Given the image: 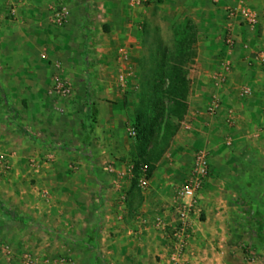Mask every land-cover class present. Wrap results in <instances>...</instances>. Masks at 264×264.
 Masks as SVG:
<instances>
[{
	"label": "rangeland",
	"instance_id": "rangeland-1",
	"mask_svg": "<svg viewBox=\"0 0 264 264\" xmlns=\"http://www.w3.org/2000/svg\"><path fill=\"white\" fill-rule=\"evenodd\" d=\"M241 1H113L116 9L118 5L129 12L126 18L136 30L141 50L135 62L132 60L135 54H131L133 44L112 49L117 33L112 31L113 24L109 22L112 19L117 23V16L110 18L105 12L89 16L87 80L79 79L76 70L68 76L66 66L50 59L47 52L40 56L37 49L14 44L15 66L7 70L0 81L8 86L2 94L0 92V160L9 167L0 174V264H21L26 253L38 258L39 264H165L167 256H158L162 247L154 241L157 232L162 234L152 226L153 216L149 212L161 206L162 213L171 210L177 192L192 177L202 152L209 156L208 181L214 169L222 180L214 185L210 199L205 196L210 204L199 203L192 214L193 235L195 238L196 235H218V231L224 229L225 235H239L235 242H223L229 255L239 254L247 263H253L246 259L244 252H232L234 246L245 244L256 253L254 263L264 262L261 231L264 224H254L251 211L241 206V201L237 207L233 192L224 187L231 182L227 175L233 168L228 158L230 152H246L249 148L259 154L264 152V134L256 136L254 147L249 146L250 143H242L241 148L233 145L246 142V136L254 130L247 127L249 120L241 109L243 101L251 100L254 94L243 98L240 91L252 85L248 80L238 86L230 83L219 88L212 78L221 69L224 59L242 54V47L246 56L264 52L263 41H254L264 40L262 26L258 30L237 26L241 42L234 48L227 45L228 12ZM245 1L258 8L251 5L263 21L264 0ZM84 2L99 10L107 1L76 0L72 7L82 6ZM63 6L72 10L71 5L63 1L51 8L49 20L64 31L69 21L64 26L54 22L55 12ZM23 59H29L30 66L25 65ZM50 60L54 63L47 67ZM170 64L179 69L181 66L182 75L188 80V114L169 147L161 149L167 101L156 100L154 134L143 151L136 129L144 93L143 78L144 75L156 77L160 71L163 79L157 83L162 90L166 89ZM50 66L55 72H50ZM257 66V71L264 73V66ZM27 76L30 81L25 86ZM57 79L71 87L69 97L53 93ZM102 88L115 89V94L102 95ZM257 92V97L264 99V90L259 88ZM217 96L220 108L213 114L211 107ZM91 107L96 110L95 122L89 115ZM254 113V119L264 117V101ZM238 117L239 122L232 120ZM133 131L135 136L131 135ZM55 151L70 154L64 162L63 170L68 176L62 179V185L67 182L63 187H59L53 175L38 174V170L50 169L51 173L57 167L58 163L48 161V156ZM146 163L154 167V171L149 177L148 189L142 190L139 180L148 175ZM73 164H77L78 169H72ZM109 166L123 177L117 179L116 175L108 174L105 169ZM138 166H143L142 170L137 171ZM90 170L94 171L93 175H89ZM159 197L165 204H157ZM165 201H171L170 209L164 207L168 203ZM94 202L101 203L105 209L101 214L99 210V222L90 226L97 220L93 215ZM59 204L65 209L60 210ZM221 212L224 217L218 224L217 215ZM141 215L147 216L148 223H140V229L146 234L135 236ZM232 223L236 231L231 229ZM89 227L93 228L87 230ZM5 248H9L12 257L6 250L2 251Z\"/></svg>",
	"mask_w": 264,
	"mask_h": 264
},
{
	"label": "crops",
	"instance_id": "crops-1",
	"mask_svg": "<svg viewBox=\"0 0 264 264\" xmlns=\"http://www.w3.org/2000/svg\"><path fill=\"white\" fill-rule=\"evenodd\" d=\"M63 1L67 2L72 7L75 4L74 1L76 0H24L23 2H20L19 0H0V81L3 78V76H5L7 70L15 66L13 46L16 43L18 44L17 46H20L22 48L32 47L34 49H37L36 52L40 56L47 52V55L50 59H55L56 61H60L62 62V65L66 66V74L68 76L70 75L71 71L76 70L77 74L79 73L78 75H80L79 79L83 78L87 80L88 76L86 75L87 72L86 70L88 67V59L86 55H87L88 43L90 40L88 32L91 30V27L89 25L90 23L88 24V22H90L88 17L98 14L103 15L104 12H105L104 15L110 18L115 16L118 17L117 23H114L112 19L111 22H109L110 25L113 24L112 31H115V33H117V40H115L114 43L112 44V49L117 50L121 47H130V44H133L134 48L131 54H135V58H133L132 56V60H134L135 62L137 61L136 60L137 53L141 50L139 49L140 47L138 45L139 44L137 39L138 35H136V30L129 24L128 19L126 18L129 12L122 7L120 8V6L118 5H117V7H119L118 9H116V6H114L116 4H113V1H120V0H103L107 2H104V7L103 9H99L100 11L98 10V8L96 9L90 7V5L87 2H84L82 6L72 7V10H70L71 19L69 20V23L67 24V27L66 29H64V31L52 25L51 21L49 20L50 18L49 16L51 14V8H55L59 3ZM84 1H89V0H84ZM251 5L254 7L253 4ZM15 8H16V12L14 13L13 10ZM261 26L264 27V20L262 21ZM241 28L246 29L244 27ZM255 40L257 42L263 41L262 46L264 45L263 39L261 40L254 39V41ZM239 42H241L240 38H239ZM245 52L246 50L242 47V51H241L242 54H240L239 56H235L234 59L233 58L231 59L233 62V72L231 74L228 84L231 83L233 86L235 85L238 86V83L239 85H241L242 81L246 82L250 80L249 85H252L253 87L252 88L250 86L252 89V93L254 94V97H251V100L243 101L244 103L242 107L241 106L239 107L243 109L245 115L244 117H246L247 120H249L248 123L249 125L247 127L251 129L254 128V130L249 133L250 135L246 136L247 139L246 142L234 143L233 145H235L236 148H238V146L240 147L242 143H250L249 146L254 147L255 145L254 139L256 138V136H260L264 134V117L263 118L258 117L259 119H254L253 117V115H255L254 110L257 108L259 104H262V102L264 101L262 97L261 98L257 97L258 94L257 89L261 88L262 91L264 90V73L257 71V67H258L257 65L260 63L254 60L253 55L248 54V56H246L244 55ZM24 59L23 62L25 63V65L30 66L29 59L27 60ZM66 59L68 62L67 64H65ZM53 61L54 60L47 61L48 62L47 67ZM44 63L45 61L43 62V66ZM53 63L52 66L54 65ZM248 65H251L252 68L248 67ZM48 69L51 70L50 72H55V70L51 66ZM26 79L27 80L25 86H28L27 82L29 83L30 77L27 76ZM22 84H23V78H22ZM5 87L8 88L7 84L0 83L1 94L3 91L6 90L4 89ZM243 88H240V91ZM100 93L102 95H110V94L114 95L115 89L102 88V90H100ZM253 94L251 96H253ZM232 95L233 94L230 93V96ZM241 97L243 96L241 95ZM225 103H227V100H225ZM234 119L236 123L239 122V117L238 120L237 118H232V120ZM227 144L232 145V142H227ZM249 149H247L246 152H237L236 150L229 153L228 158L230 159L231 162H233V168L230 169V172L227 175H229L231 182L230 184L224 187L226 190L228 189L230 190V192H233V197L235 199L234 203L237 205V207H238V201H241V206L243 205L246 209L251 211L250 218L251 220H253L254 224H258V223L264 224V152L263 154L261 153L259 154L254 150H249ZM49 156H51L53 159L52 161H50L49 164L53 162L55 164L58 163L57 167H55L54 171L52 170L51 173L49 172L50 169H45V170L43 169L40 171L38 170V174L43 172L44 176L53 175L55 181L56 182L58 181L59 187L61 186L63 187L66 185L67 182L65 181L64 185H62L63 182L62 179L68 176L67 175L68 173H66L63 170L65 167L64 162L70 157V154L66 152L63 153L60 151H55ZM49 164H45V165L47 166ZM73 168L78 169L77 164H73L72 169ZM105 170L107 172V169ZM0 172H1V166H0ZM93 172L94 171L90 170L89 175L90 174L93 175L94 174ZM216 172L217 171L214 169V173L212 177L209 179V181L207 180L203 190L199 195L200 202H198V204L200 203L202 204V206H207L210 204L207 202L205 196H208L207 199H210L211 192L215 187L214 185H216L218 181L222 180V178H220V173L219 172L216 173ZM40 178L41 177H39V179ZM116 178L118 179L117 175ZM166 190H168V188ZM241 197L244 199H240ZM161 198L162 197H159L157 199V204H159V206L165 204L163 203L164 201H160ZM165 202L168 203L167 205H164V207L166 209L167 208L170 209L171 201L170 202L165 201ZM58 206L60 210L65 209L63 207V204L62 205L59 204ZM92 208H94L93 215L96 216V219L99 210L101 214L102 210L105 209L104 205H101V203L97 204L95 202L93 203ZM162 211H163V207L161 206L158 210L156 209L150 211L149 214L150 216H153V218L156 217L157 215L159 216L166 215L167 217L172 215V212H170L171 210L164 211L163 213ZM145 214H147V212H145ZM144 216L147 218L146 215ZM217 216H218L217 222L218 224H221L220 220H222V218L224 217V213L221 212ZM141 217L142 215L139 218ZM98 222L99 221L97 219L90 226H95ZM140 223L141 222L139 220L138 221L139 226L138 228H136L137 231L134 234L135 236L138 235L144 236L146 234V231L143 232L140 229L141 227ZM234 223L231 224L232 226L231 229L236 231V227H234ZM92 228L93 227H89L87 230H91ZM261 231L262 234L264 235L263 227ZM72 232L75 231L72 230ZM157 234H158L157 237L155 236L156 240L154 241H156L157 244H159L160 247H162L161 248L162 250H160L161 253L159 252L158 256L166 255L167 253L164 245L165 242L162 236L158 232ZM238 238L239 235H225L224 229L218 231V235H210V236L196 235V238L191 246L192 252L190 251L191 252L189 256L190 260L193 264H250L247 263L245 260H243L241 255L239 254L233 256L229 255L228 253L230 252L227 251L228 249L224 248L223 242H226L228 240H231L232 242L234 240L235 242V240H238ZM133 240H137V239L133 238ZM122 253L123 255H125L126 252L122 251L121 254ZM137 254L140 255V252H137ZM163 259L164 258H162V261ZM164 262L165 264H169L168 261L166 260ZM251 264H264V262L263 261L262 262L260 261L258 263L253 262Z\"/></svg>",
	"mask_w": 264,
	"mask_h": 264
},
{
	"label": "built area",
	"instance_id": "built-area-1",
	"mask_svg": "<svg viewBox=\"0 0 264 264\" xmlns=\"http://www.w3.org/2000/svg\"><path fill=\"white\" fill-rule=\"evenodd\" d=\"M19 1L23 2L24 0ZM13 12L15 13L16 9H14ZM70 16L71 12L69 8L63 6L55 12L54 22L59 26H64L69 21ZM228 23L227 45L229 48H234L239 42V37L236 32L237 26L249 30H258L262 24V16L243 0L229 10ZM245 48L249 47L245 45ZM253 57L256 62L264 66V52L254 53ZM232 72V60L230 58L224 59L221 69L212 77L215 86L219 88L225 87L229 82ZM53 93L60 97H69L71 94V87L63 82L62 79H57ZM251 93L252 89L250 87H245L241 90V95L243 97H247ZM219 108L220 101L217 96L211 107V112L216 114ZM131 135L135 136V131H133ZM52 160V157L48 156V161ZM3 164L4 162L0 161L1 172L2 170L6 171V169L9 168L6 164ZM37 168H39V164L37 165ZM106 169L111 175L121 176V178L123 177L122 173L118 172L113 166H109ZM209 175V156L207 153L202 152L197 158L192 177H190L185 185L177 192L176 200L170 211L172 212V215L168 217L166 215H157L153 218L151 224L162 234L161 236L165 242L164 245L169 264H192L189 257L191 254V246L195 238V235H193L192 214L198 205L199 195L203 190ZM149 185L150 179L147 175L139 180V186L142 190H147ZM44 195L46 196L47 193H44ZM139 220L142 225L148 223L147 218L144 215H142ZM231 249L233 253L240 251L244 252L245 257L249 262H254L256 259L255 251L252 247H248V245H238ZM5 250L9 253L10 257H12V252L9 251V248H5L2 251L4 252ZM21 264H39V261L35 256L26 253L22 257Z\"/></svg>",
	"mask_w": 264,
	"mask_h": 264
},
{
	"label": "trees",
	"instance_id": "trees-1",
	"mask_svg": "<svg viewBox=\"0 0 264 264\" xmlns=\"http://www.w3.org/2000/svg\"><path fill=\"white\" fill-rule=\"evenodd\" d=\"M173 61L174 59L171 60V64ZM175 62L177 63V61ZM179 62L181 65L183 64V61ZM177 67V65H171L169 67L166 77L169 83L164 90H162L159 83H157V80L162 78L160 71L155 75L156 77L144 75V93L142 95L141 105L138 108V125L136 126V129L138 130V140L143 146V151H146L149 141L154 134L156 117L153 113L156 108V100L160 101L161 98H164L167 101V117L159 144L161 149L162 146L164 150L169 147L188 114V80L182 75L183 70H181V66H179L180 69ZM89 115H91L92 120L95 122L97 116L96 110L93 107L89 109ZM83 127H85V125H83ZM163 152L164 151L159 153L160 156H158L161 157ZM158 160L159 159L157 158V161ZM146 165L149 167L147 176L150 177L154 171V167H151L148 163H146ZM142 167L138 166L136 168L137 171L142 170Z\"/></svg>",
	"mask_w": 264,
	"mask_h": 264
}]
</instances>
